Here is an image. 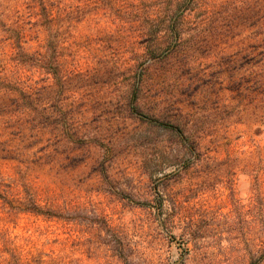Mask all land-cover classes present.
<instances>
[{
  "label": "rangeland",
  "instance_id": "1",
  "mask_svg": "<svg viewBox=\"0 0 264 264\" xmlns=\"http://www.w3.org/2000/svg\"><path fill=\"white\" fill-rule=\"evenodd\" d=\"M61 4L70 15L62 37L92 80H75L69 99L88 139L84 149L71 146V161L70 150L50 145L17 157L31 140L7 135L0 191L21 196L27 182L84 210L77 220L46 219L10 213L0 200V264L10 258L4 242L22 263L30 252L67 264H248L262 220L264 88L245 80L260 68L264 0ZM87 55L103 58L101 77L87 71ZM166 124L200 132L198 152L211 158L189 156Z\"/></svg>",
  "mask_w": 264,
  "mask_h": 264
},
{
  "label": "trees",
  "instance_id": "2",
  "mask_svg": "<svg viewBox=\"0 0 264 264\" xmlns=\"http://www.w3.org/2000/svg\"><path fill=\"white\" fill-rule=\"evenodd\" d=\"M67 8L62 7L61 0H0V152L5 155H9L10 151L7 135L31 140L24 148L14 149L17 157L24 156L27 150L33 148H37L32 153L36 155L46 151L50 145L54 146L55 153L60 149L62 153L70 150L66 159L73 161L71 146L78 149L85 147L88 135L81 128H76L75 113L79 108L75 100L69 99L71 84L75 80L83 82L84 87L92 80L79 70L76 44L62 37L61 24L70 21ZM256 34L263 37L264 44L263 24ZM93 57H84L89 64L87 71L94 73L92 78L101 77L103 58L93 61ZM260 59V68L251 69L245 80L253 90L264 88V51ZM113 63L115 66L120 64L119 60H113ZM35 72L40 76L38 80L34 79ZM141 77L139 72L135 83H132L133 89H140ZM166 125L185 141L189 156L201 149L198 142L202 136L200 132L186 134L184 126ZM45 134L49 136L45 140L49 144L38 147ZM65 146L67 148H63ZM198 156L201 160L211 158L204 152H198ZM195 160L190 163H196ZM21 186V196L17 197L0 191V200L8 212L63 221L80 219L79 213L84 208L72 198H54L44 189L27 182ZM159 199L163 200L164 196L161 194ZM261 215L260 227L254 232L248 250V256H251L248 264H264V197ZM100 219L96 222V229L103 241V216ZM6 245L7 242H4L2 252L10 258H3L4 264H67L62 257L46 259L45 255H32L30 252L25 255L32 257L22 263L17 257L21 254Z\"/></svg>",
  "mask_w": 264,
  "mask_h": 264
}]
</instances>
